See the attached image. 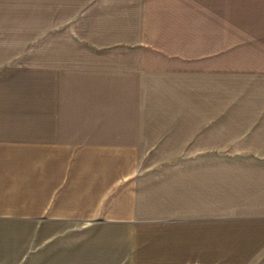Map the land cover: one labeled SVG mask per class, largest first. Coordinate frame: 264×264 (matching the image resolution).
<instances>
[{"label":"crops","instance_id":"obj_1","mask_svg":"<svg viewBox=\"0 0 264 264\" xmlns=\"http://www.w3.org/2000/svg\"><path fill=\"white\" fill-rule=\"evenodd\" d=\"M0 264H264V0H0Z\"/></svg>","mask_w":264,"mask_h":264},{"label":"rangeland","instance_id":"obj_2","mask_svg":"<svg viewBox=\"0 0 264 264\" xmlns=\"http://www.w3.org/2000/svg\"><path fill=\"white\" fill-rule=\"evenodd\" d=\"M146 166H169L170 161H143ZM178 162V161H175Z\"/></svg>","mask_w":264,"mask_h":264}]
</instances>
